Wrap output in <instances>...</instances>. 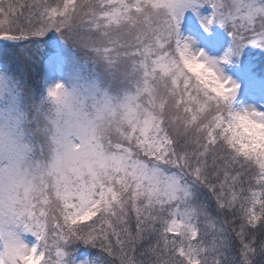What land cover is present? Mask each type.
Masks as SVG:
<instances>
[{"label":"snow or ice","instance_id":"6c2138e0","mask_svg":"<svg viewBox=\"0 0 264 264\" xmlns=\"http://www.w3.org/2000/svg\"><path fill=\"white\" fill-rule=\"evenodd\" d=\"M74 20L132 91L115 140L9 190L0 264H264V0H0L10 42Z\"/></svg>","mask_w":264,"mask_h":264},{"label":"rangeland","instance_id":"374dc122","mask_svg":"<svg viewBox=\"0 0 264 264\" xmlns=\"http://www.w3.org/2000/svg\"><path fill=\"white\" fill-rule=\"evenodd\" d=\"M64 30V35L72 34L76 41L63 39L52 46L53 52L42 61V92L34 97L36 102L29 97L23 102L21 98L22 107H27L23 110L32 145L31 165L18 180L7 186L0 183V203L7 217L5 224L11 219L8 215L13 203L10 189L22 193L26 185L50 183L58 175L80 167L98 148L115 140L114 129L132 91L128 62L105 53L109 45L104 37L88 31L75 20ZM3 37L1 45L11 44L7 36ZM77 49H87L83 50L86 57L77 55ZM72 103L87 118L89 131L86 139L70 137V151L65 152L64 144L55 134L52 118ZM85 144L87 150L82 151Z\"/></svg>","mask_w":264,"mask_h":264},{"label":"clouds","instance_id":"9594fccd","mask_svg":"<svg viewBox=\"0 0 264 264\" xmlns=\"http://www.w3.org/2000/svg\"><path fill=\"white\" fill-rule=\"evenodd\" d=\"M52 119L65 152L70 151V137L86 139L88 120L74 103L54 114ZM26 121L20 94L11 79L0 74V183L5 186L18 180L31 165L32 145ZM86 150L85 144L82 151Z\"/></svg>","mask_w":264,"mask_h":264},{"label":"trees","instance_id":"16d2710c","mask_svg":"<svg viewBox=\"0 0 264 264\" xmlns=\"http://www.w3.org/2000/svg\"><path fill=\"white\" fill-rule=\"evenodd\" d=\"M64 31L59 34L50 33L47 37L37 39L28 36L21 38L18 30L14 29L15 41L11 44L0 45V74L11 79L23 102L27 100V97L31 98L32 102H36L37 99L34 100V97L42 92V61L53 52L52 46L63 39H69L68 42L76 41L72 34L64 35ZM8 35L7 28L0 32V36ZM83 50L77 49L76 54L83 58L85 56ZM26 108V106L23 107V109Z\"/></svg>","mask_w":264,"mask_h":264}]
</instances>
